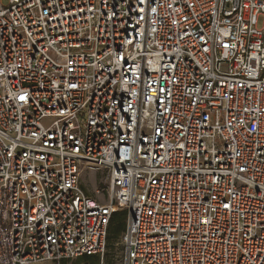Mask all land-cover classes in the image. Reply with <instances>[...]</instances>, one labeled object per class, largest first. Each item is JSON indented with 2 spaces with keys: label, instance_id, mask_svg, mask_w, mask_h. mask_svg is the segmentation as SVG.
I'll use <instances>...</instances> for the list:
<instances>
[{
  "label": "built area",
  "instance_id": "obj_1",
  "mask_svg": "<svg viewBox=\"0 0 264 264\" xmlns=\"http://www.w3.org/2000/svg\"><path fill=\"white\" fill-rule=\"evenodd\" d=\"M264 0H0V264H264ZM86 171L105 174L95 196Z\"/></svg>",
  "mask_w": 264,
  "mask_h": 264
},
{
  "label": "rangeland",
  "instance_id": "obj_2",
  "mask_svg": "<svg viewBox=\"0 0 264 264\" xmlns=\"http://www.w3.org/2000/svg\"><path fill=\"white\" fill-rule=\"evenodd\" d=\"M8 0H4L7 3ZM259 27H264V21L262 18L259 20ZM82 185L88 194L95 196V192L98 188H104L106 186L105 183V174L103 173H96L91 171H86L82 175ZM122 259V251L121 245L118 241L108 249L105 257H104V264H121ZM96 263L98 262V258L95 259ZM44 264H51V263H44Z\"/></svg>",
  "mask_w": 264,
  "mask_h": 264
},
{
  "label": "trees",
  "instance_id": "obj_3",
  "mask_svg": "<svg viewBox=\"0 0 264 264\" xmlns=\"http://www.w3.org/2000/svg\"><path fill=\"white\" fill-rule=\"evenodd\" d=\"M125 221V213H117L113 216L112 221L108 227L107 251L120 240V237L125 231ZM75 264H98V262L96 263L95 258L84 257L79 259Z\"/></svg>",
  "mask_w": 264,
  "mask_h": 264
}]
</instances>
